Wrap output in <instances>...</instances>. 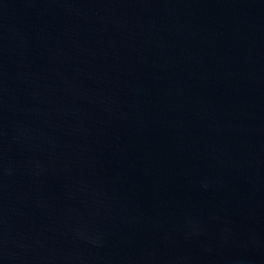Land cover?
<instances>
[{"label":"water","instance_id":"obj_1","mask_svg":"<svg viewBox=\"0 0 264 264\" xmlns=\"http://www.w3.org/2000/svg\"><path fill=\"white\" fill-rule=\"evenodd\" d=\"M0 264H264V0H0Z\"/></svg>","mask_w":264,"mask_h":264}]
</instances>
